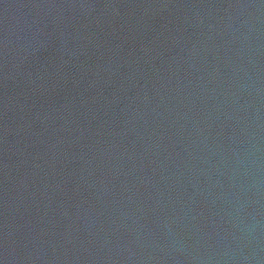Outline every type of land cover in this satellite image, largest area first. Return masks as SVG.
<instances>
[{
    "label": "water",
    "instance_id": "95a60500",
    "mask_svg": "<svg viewBox=\"0 0 264 264\" xmlns=\"http://www.w3.org/2000/svg\"><path fill=\"white\" fill-rule=\"evenodd\" d=\"M0 264H264V0H0Z\"/></svg>",
    "mask_w": 264,
    "mask_h": 264
}]
</instances>
